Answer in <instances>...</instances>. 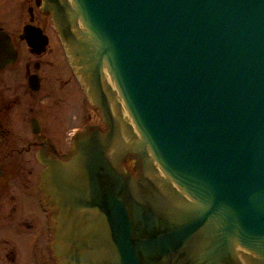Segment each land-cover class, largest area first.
<instances>
[{"label":"water","instance_id":"95a60500","mask_svg":"<svg viewBox=\"0 0 264 264\" xmlns=\"http://www.w3.org/2000/svg\"><path fill=\"white\" fill-rule=\"evenodd\" d=\"M43 10L104 124L41 173L57 264H264V0Z\"/></svg>","mask_w":264,"mask_h":264},{"label":"flooded vegetation","instance_id":"af4514ba","mask_svg":"<svg viewBox=\"0 0 264 264\" xmlns=\"http://www.w3.org/2000/svg\"><path fill=\"white\" fill-rule=\"evenodd\" d=\"M22 2L24 17H0V264H57L41 173L80 132L104 124L43 0Z\"/></svg>","mask_w":264,"mask_h":264},{"label":"rangeland","instance_id":"374dc122","mask_svg":"<svg viewBox=\"0 0 264 264\" xmlns=\"http://www.w3.org/2000/svg\"><path fill=\"white\" fill-rule=\"evenodd\" d=\"M25 13L22 0H0V17L4 19L24 17Z\"/></svg>","mask_w":264,"mask_h":264}]
</instances>
